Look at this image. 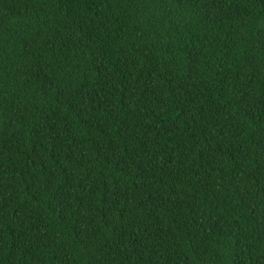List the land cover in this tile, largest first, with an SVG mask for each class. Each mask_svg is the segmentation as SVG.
<instances>
[{"label":"trees","instance_id":"obj_1","mask_svg":"<svg viewBox=\"0 0 264 264\" xmlns=\"http://www.w3.org/2000/svg\"><path fill=\"white\" fill-rule=\"evenodd\" d=\"M0 264H264V0H0Z\"/></svg>","mask_w":264,"mask_h":264}]
</instances>
